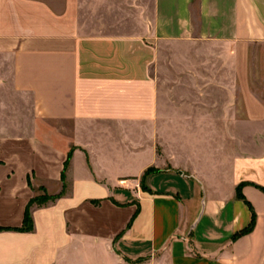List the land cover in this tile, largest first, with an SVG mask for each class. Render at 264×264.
I'll return each mask as SVG.
<instances>
[{"label":"crops","instance_id":"obj_1","mask_svg":"<svg viewBox=\"0 0 264 264\" xmlns=\"http://www.w3.org/2000/svg\"><path fill=\"white\" fill-rule=\"evenodd\" d=\"M0 228V264H264V0H0Z\"/></svg>","mask_w":264,"mask_h":264},{"label":"trees","instance_id":"obj_2","mask_svg":"<svg viewBox=\"0 0 264 264\" xmlns=\"http://www.w3.org/2000/svg\"><path fill=\"white\" fill-rule=\"evenodd\" d=\"M69 159H70V155L68 156V159H67L66 162H65V165H66V166H67L68 163H69ZM254 222H255V216H253V219H252V222H251L250 226H249L247 229L243 230L242 232L236 234V235L234 236V239H235L237 236H239V235H241V234H244V233L250 231V230L253 228V226H254ZM32 225H33V222H32V219H31V214H29V208H28V209L26 210V214H25L24 226H23L22 228H20V229H21V230L30 229V228L32 227ZM0 229H1V228H0Z\"/></svg>","mask_w":264,"mask_h":264},{"label":"rangeland","instance_id":"obj_3","mask_svg":"<svg viewBox=\"0 0 264 264\" xmlns=\"http://www.w3.org/2000/svg\"><path fill=\"white\" fill-rule=\"evenodd\" d=\"M55 199V196L53 195H49V194H41V195H38L36 196L33 200H32V203H31V206L34 207V206H43L45 205L46 203H48L49 201L51 200H54ZM29 214H31V209H29ZM32 219V217H31ZM33 222V221H32ZM34 229L33 225L30 229H26L25 231H32Z\"/></svg>","mask_w":264,"mask_h":264},{"label":"water","instance_id":"obj_4","mask_svg":"<svg viewBox=\"0 0 264 264\" xmlns=\"http://www.w3.org/2000/svg\"><path fill=\"white\" fill-rule=\"evenodd\" d=\"M203 203H204V201H203Z\"/></svg>","mask_w":264,"mask_h":264}]
</instances>
